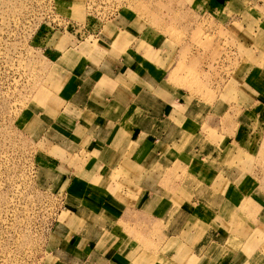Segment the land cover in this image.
Instances as JSON below:
<instances>
[{"label":"rangeland","instance_id":"obj_1","mask_svg":"<svg viewBox=\"0 0 264 264\" xmlns=\"http://www.w3.org/2000/svg\"><path fill=\"white\" fill-rule=\"evenodd\" d=\"M212 1L0 0V264L80 263L50 255L54 227L73 217L71 206L84 203L81 196H66L56 175L67 170L72 187L87 171L83 153L66 162L56 151L63 137L56 122L66 118L54 98L71 72L66 63L79 61L62 53L98 44L96 35L126 24L164 40L168 83L199 112L201 128L185 132L177 162L159 165L153 179L170 192L165 198L171 206L184 202L185 217L195 214V227L188 224L197 232L193 242L213 230L219 236L201 258L189 256L186 243L177 255H186L189 264H228L250 251L264 263V229L256 217L264 204V21L249 10L242 15L240 6ZM141 169L113 186L127 192V203L136 199L131 188L145 187ZM127 170L126 178L133 175ZM156 173L164 175L157 179ZM235 202L239 208L228 216L224 209ZM123 227L128 234L135 230ZM137 239L110 264H153L173 248ZM135 246L140 252H129ZM147 253L154 257L146 259Z\"/></svg>","mask_w":264,"mask_h":264},{"label":"crops","instance_id":"obj_2","mask_svg":"<svg viewBox=\"0 0 264 264\" xmlns=\"http://www.w3.org/2000/svg\"><path fill=\"white\" fill-rule=\"evenodd\" d=\"M218 3L240 6L242 15L249 10L264 21V0H213L211 5ZM137 28L130 24L120 28L110 26L103 31L104 36L96 35L98 44H89V48L82 50L74 46L62 53L63 58L73 57L79 61L66 63L72 66L71 72L65 73V87L53 97L54 104H62L59 113L65 112L66 118V123L61 119L56 122V131L63 136L56 151L65 155L66 162L69 155L83 153L87 171L72 187H68L67 182L74 177L67 170L62 169L56 175L66 196H81L84 201L82 206H71L72 220L55 226L51 233L55 246L50 255L57 262H68L67 259L74 257L71 261H79V264H110L109 259L121 256L124 246L130 249L133 243L138 244V237L141 242L173 246L171 249L169 246L170 251L165 255L158 254L153 264H189L186 255L176 253L182 244L186 243L184 247L189 256L201 258L202 250L206 251L213 243L210 239L216 240L219 236L217 230H213L214 235L206 232L193 242L197 232L188 224L195 227V214L185 217L184 202L177 208L174 204L171 206L170 197L165 198L170 192L153 179L159 165L162 168L177 162L183 152L180 154L178 147L184 141L185 132H197L201 127L197 120L199 112L183 101L178 88L168 83L169 57L164 40L146 30L138 32ZM129 167L133 175L126 178L123 174ZM138 168L144 171L140 180L146 181L145 187L131 188L136 199L127 203V192L113 190V186L136 177ZM162 175L156 173V178ZM231 201L234 202V198ZM239 203L226 205L225 213L230 216V211ZM174 210L177 214L171 216ZM256 212L262 230L264 204L258 206ZM123 226L135 230L128 234ZM138 227H145V233H138ZM155 230L157 239L153 238ZM127 248L123 251L131 257ZM135 250L140 248L135 246L129 252ZM249 252L235 255L228 264H264L260 257L250 256ZM153 257V253L146 254V259Z\"/></svg>","mask_w":264,"mask_h":264},{"label":"bare ground","instance_id":"obj_3","mask_svg":"<svg viewBox=\"0 0 264 264\" xmlns=\"http://www.w3.org/2000/svg\"><path fill=\"white\" fill-rule=\"evenodd\" d=\"M75 109V108H74Z\"/></svg>","mask_w":264,"mask_h":264}]
</instances>
